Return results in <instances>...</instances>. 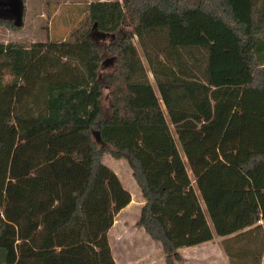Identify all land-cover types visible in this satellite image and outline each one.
Instances as JSON below:
<instances>
[{"label":"trees","instance_id":"obj_1","mask_svg":"<svg viewBox=\"0 0 264 264\" xmlns=\"http://www.w3.org/2000/svg\"><path fill=\"white\" fill-rule=\"evenodd\" d=\"M214 45L239 83L214 84ZM105 154L165 264L215 236L264 264V0L96 1L67 38L0 42V264H116L131 195Z\"/></svg>","mask_w":264,"mask_h":264},{"label":"rangeland","instance_id":"obj_2","mask_svg":"<svg viewBox=\"0 0 264 264\" xmlns=\"http://www.w3.org/2000/svg\"><path fill=\"white\" fill-rule=\"evenodd\" d=\"M5 1L8 3L10 0H0V7L7 5L8 9H12L13 5L5 4ZM96 1L116 0H24L19 28L12 30L0 24V42L29 45L35 42L58 41L61 38H67L70 32L85 19L88 5ZM5 19L9 21L7 23H13L7 17ZM232 50L234 53L231 52ZM212 52H218L214 55L212 64L215 76L220 77L215 80L214 84L239 83L240 80L234 78V72L228 68L227 63V55H235L231 57L234 59L233 68L239 67L240 60L235 48L214 45ZM224 52L225 58L220 54ZM239 74L246 75V72L241 70ZM102 161L115 172L122 186L130 193L132 200L123 212L115 216L114 223L108 232V242L110 241L114 260L117 264H165L161 245L151 240L143 228L137 225L144 201L127 163L113 159L108 154L103 156ZM220 242L221 238L215 236L210 242L194 248L181 249L179 264H228Z\"/></svg>","mask_w":264,"mask_h":264},{"label":"flooded vegetation","instance_id":"obj_3","mask_svg":"<svg viewBox=\"0 0 264 264\" xmlns=\"http://www.w3.org/2000/svg\"><path fill=\"white\" fill-rule=\"evenodd\" d=\"M3 1V0H2ZM12 0L8 1V3L5 1V4L13 5L12 9H8V6L5 5L4 7H0V17L3 16L2 18L7 17L9 20H12V22L15 24L17 22L20 12L22 11L21 8L23 7L20 6L21 1L20 0Z\"/></svg>","mask_w":264,"mask_h":264},{"label":"crops","instance_id":"obj_4","mask_svg":"<svg viewBox=\"0 0 264 264\" xmlns=\"http://www.w3.org/2000/svg\"><path fill=\"white\" fill-rule=\"evenodd\" d=\"M111 63L109 62V63H107V65L105 66V69H110L111 68ZM121 182V181H120ZM132 203V200L130 201V203L125 207V208H123L120 212H123L124 211V209H126L130 204ZM119 212V213H120ZM110 231V230H109ZM110 242V241H109ZM109 246H110V244H109ZM194 248V247H193ZM110 249H111V253H112V256H113V250H112V248H111V246H110ZM114 257V256H113ZM114 259V258H113ZM115 261V263L117 264V262H116V260H114Z\"/></svg>","mask_w":264,"mask_h":264},{"label":"water","instance_id":"obj_5","mask_svg":"<svg viewBox=\"0 0 264 264\" xmlns=\"http://www.w3.org/2000/svg\"><path fill=\"white\" fill-rule=\"evenodd\" d=\"M20 6H22V3H20ZM21 10H22V8H21ZM21 13H22V11L20 12V16H19L17 22H15V25H16V26H19V25H20Z\"/></svg>","mask_w":264,"mask_h":264}]
</instances>
